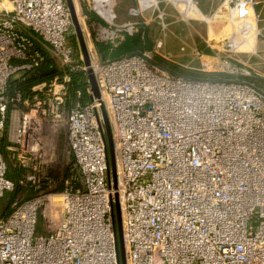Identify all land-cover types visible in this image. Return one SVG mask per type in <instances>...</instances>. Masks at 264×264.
I'll use <instances>...</instances> for the list:
<instances>
[{
    "label": "built area",
    "instance_id": "built-area-1",
    "mask_svg": "<svg viewBox=\"0 0 264 264\" xmlns=\"http://www.w3.org/2000/svg\"><path fill=\"white\" fill-rule=\"evenodd\" d=\"M71 25L64 0H11V10L0 11V143L6 136L10 159L29 167L38 192L0 216V264H119L115 195L125 264H264V90L187 79L154 64L152 54L117 57L115 26L101 27L107 51L86 67L67 40ZM40 49L62 69L89 68L99 98L89 88L90 102L67 110L63 86L41 84L30 97L10 99L9 80L37 68ZM215 61L202 70L213 64L216 72L249 75ZM56 122L65 125L80 179L60 195L43 191L51 181L40 163ZM6 175L0 149V203L14 190ZM38 223L44 235L36 234Z\"/></svg>",
    "mask_w": 264,
    "mask_h": 264
},
{
    "label": "rangeland",
    "instance_id": "rangeland-1",
    "mask_svg": "<svg viewBox=\"0 0 264 264\" xmlns=\"http://www.w3.org/2000/svg\"><path fill=\"white\" fill-rule=\"evenodd\" d=\"M72 1L89 61L104 59L100 48V29H114L115 26L121 31L116 42L117 57L152 54L153 63L187 79L221 78L249 83L264 90V15L261 13V0H195L201 12L194 0H182L181 9L175 7L179 4L176 0ZM4 9L11 10V0H0V11ZM67 40L76 62L84 63L73 25ZM158 42L162 43L159 49L156 48ZM45 52L52 58L48 51ZM209 57L216 58V61ZM218 58V63L229 62L247 70L249 75L216 72L217 66L213 64L209 68L211 71L202 70L201 63L208 61L211 64ZM53 61L60 67L55 59ZM81 73H86L88 77L87 71ZM7 159V169L11 167L17 178L18 189L13 204L38 195L27 178L29 167L25 163L19 166V162ZM40 163L51 181L50 184L45 181V193L60 195L71 186H79V173L68 149L65 125L56 122V129L46 143ZM8 196L9 193H6ZM43 230L38 223L36 234L44 235Z\"/></svg>",
    "mask_w": 264,
    "mask_h": 264
},
{
    "label": "trees",
    "instance_id": "trees-1",
    "mask_svg": "<svg viewBox=\"0 0 264 264\" xmlns=\"http://www.w3.org/2000/svg\"><path fill=\"white\" fill-rule=\"evenodd\" d=\"M101 52L104 54L107 51V47L103 44L100 45ZM43 54L44 60L43 62L32 71L25 73L23 75L13 77L8 82V97L10 99H14L17 94H21L23 96H31L34 93L32 92V88L34 86H38L43 84V90L52 87L53 85L63 86L64 88V108L71 109L74 107H83L90 102V94L87 93V90L90 88L88 77L86 73L81 72H70L67 69H62L61 67L57 66L53 61V59L47 55L45 50L40 49ZM117 51L116 54H118ZM160 67H162L158 63H154ZM163 68V67H162ZM168 70L167 68H164ZM169 71V70H168ZM172 73V72H171ZM174 74V73H173ZM176 75V74H175ZM194 80H207L205 79H198V78H191ZM215 80H207V81H229L223 80L221 78H214ZM40 94L42 91L39 92ZM8 141L6 136L2 138L0 143V149L4 160L8 157L10 153L6 150L8 146ZM7 159V161H8ZM7 169V178L14 183V190L9 192V196L6 197L4 195L2 199V203H0V216L5 217L9 215L12 211L13 201L15 199V194L17 192V178L14 170H11V167Z\"/></svg>",
    "mask_w": 264,
    "mask_h": 264
},
{
    "label": "water",
    "instance_id": "water-1",
    "mask_svg": "<svg viewBox=\"0 0 264 264\" xmlns=\"http://www.w3.org/2000/svg\"><path fill=\"white\" fill-rule=\"evenodd\" d=\"M64 1L69 10L70 16H71L72 25L75 29V34H76V37L79 43L82 57L84 59V64L86 67H89V59H88L84 39L81 33V29L77 21V16H76L73 1L72 0H64ZM87 75H88L90 88L92 91V97L99 98V90L97 87V83H96V80H95V77L92 71L89 68L87 69ZM101 115H102L103 125L105 129L104 142L106 145L108 159H109V169H108L107 174H108V177L112 180L113 186L115 187L116 186V174H115V160H114L112 135H111V130H110V126L108 123V119H107V116L103 108H101ZM111 219H112L114 235L116 238V249H117L118 261H119V264H125V252H124V244H123V239H122L120 209H119L117 195H115L114 197V204L112 207Z\"/></svg>",
    "mask_w": 264,
    "mask_h": 264
},
{
    "label": "crops",
    "instance_id": "crops-1",
    "mask_svg": "<svg viewBox=\"0 0 264 264\" xmlns=\"http://www.w3.org/2000/svg\"><path fill=\"white\" fill-rule=\"evenodd\" d=\"M176 1H178L179 2V4H178V8L179 9H181L182 7L181 6H183V2H182V0H176ZM226 1V0H225ZM262 2V4H263V6H262V10H261V13L264 15V0H261ZM194 4H195V0H194ZM195 6H196V4H195ZM196 8L198 9V7L196 6ZM199 10V9H198ZM200 11V10H199ZM201 12V11H200ZM199 12V14L201 15L202 13H200ZM207 35H208V31H207ZM205 57H208V56H205Z\"/></svg>",
    "mask_w": 264,
    "mask_h": 264
},
{
    "label": "bare ground",
    "instance_id": "bare-ground-1",
    "mask_svg": "<svg viewBox=\"0 0 264 264\" xmlns=\"http://www.w3.org/2000/svg\"><path fill=\"white\" fill-rule=\"evenodd\" d=\"M146 1H149V0H146ZM177 9H178V7H177V5L175 6ZM144 10V9H143ZM258 21V20H257ZM255 22H256V20H255ZM239 48H244V46L243 47H239ZM239 48L237 49V50H239Z\"/></svg>",
    "mask_w": 264,
    "mask_h": 264
}]
</instances>
